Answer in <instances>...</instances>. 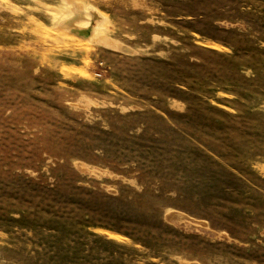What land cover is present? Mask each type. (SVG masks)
Masks as SVG:
<instances>
[{
    "label": "rangeland",
    "instance_id": "374dc122",
    "mask_svg": "<svg viewBox=\"0 0 264 264\" xmlns=\"http://www.w3.org/2000/svg\"><path fill=\"white\" fill-rule=\"evenodd\" d=\"M0 264H264V0H0Z\"/></svg>",
    "mask_w": 264,
    "mask_h": 264
}]
</instances>
